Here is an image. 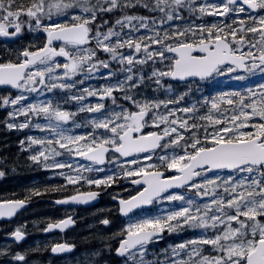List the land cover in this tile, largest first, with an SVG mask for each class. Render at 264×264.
<instances>
[{
  "label": "snow or ice",
  "instance_id": "1",
  "mask_svg": "<svg viewBox=\"0 0 264 264\" xmlns=\"http://www.w3.org/2000/svg\"><path fill=\"white\" fill-rule=\"evenodd\" d=\"M137 5L160 13L159 23L154 17L125 14L106 32L101 31L103 25L97 24L95 35L91 36L90 25L101 18V13L123 12ZM76 9L82 14H76ZM185 11L197 19L204 16L223 19L210 26L190 25L171 31L163 27L167 22L183 20ZM21 16H26L27 21H22ZM53 16H64L67 22L43 23L45 18L52 20ZM25 23L30 32L43 30L47 42L36 50H19L20 58L15 62L0 63V86L20 93L14 97L11 94L0 96V108L13 109L8 113L10 120L4 123L9 130L35 127L49 133L43 138H27L28 149L33 145L40 146L29 159L46 170L68 168L75 171V176L59 173L69 185L84 180L89 185L110 187L116 178H131L128 182L138 186L134 189L135 194L128 198L114 197L118 200L119 213L128 217L115 250L117 256L125 258L124 264L129 260L134 264H151L145 260L147 246L162 239L161 233L165 230L182 231L185 227L201 229L205 233L211 230L212 235L179 243L172 248V259L167 264H264V222L258 219L264 217V82L257 89L249 87L246 92H223L202 102L172 108L168 106L180 105L186 92L167 100L144 102L130 94L131 89L139 87L143 81V77L140 82L134 80V67L149 61L153 64L158 61L164 66L154 70L149 77L155 78L157 85H161L162 77L184 82L189 78L206 80L233 73H243L231 76L236 81H244L245 74L264 76V0H221L220 3H208L207 0L204 3H197V0H95V3L91 0H31L28 5L17 4V0H0V37L17 38ZM107 23V20L103 21V24ZM124 29L128 32L124 33ZM141 29L148 34L132 35ZM90 40H95V49L81 47ZM53 41H62L63 46L57 50L52 46ZM68 45L75 46L78 51L73 54L67 50ZM125 47L134 51L127 54L120 51ZM96 49L108 54V59L99 58ZM56 57H63L67 62L56 63ZM112 62L121 65V72L128 73L123 81L117 79L114 84L82 89L87 97L96 96L100 101L95 105L81 103L79 108L80 112L99 113L91 121L89 133L74 135L71 129L63 127L76 113L61 110L51 100L23 103L28 99L23 95L25 92L42 95L45 90L52 92L54 89L67 90L70 93L68 99L82 102L86 96L72 95L71 89L84 81L73 80V77L85 73L87 78H93L103 68L109 71L100 78L110 81L113 78ZM57 69H63L62 74H57ZM171 89L169 85V91ZM115 91L123 92V99L138 110L130 111L116 105ZM106 98L120 110L103 103ZM161 107L166 109L164 113L160 112ZM203 108L207 112H202ZM18 116L25 120L13 122ZM147 118L151 119L150 126L156 131L144 134L142 130L149 126ZM41 119L46 123H39ZM98 129L104 131L98 132ZM20 143L24 145L25 141ZM61 156L68 159L58 160ZM76 158L90 164L74 165L72 161ZM109 164L120 171L110 170L111 174L96 178L81 175V170L103 172L104 166ZM224 171L229 175L209 178V173ZM166 172L174 175L166 176ZM180 188L194 192L205 202L198 203L182 193L170 191ZM97 195L88 191L56 203H82L94 200ZM164 201H180L182 206L167 211L164 216L134 219L130 215L136 209ZM24 204V200L0 203V218H11ZM70 222L66 219L60 224L49 225L45 231L53 227L63 230ZM102 223L108 225L110 221L104 219ZM11 235L17 242L24 238L20 228ZM202 246H209L211 252L205 254L207 250ZM71 248L59 244L52 251L64 252ZM8 255V252H0L2 257ZM137 255L139 260L135 259ZM10 259L26 264L23 254H12ZM87 264H99V261H88Z\"/></svg>",
  "mask_w": 264,
  "mask_h": 264
},
{
  "label": "trees",
  "instance_id": "2",
  "mask_svg": "<svg viewBox=\"0 0 264 264\" xmlns=\"http://www.w3.org/2000/svg\"><path fill=\"white\" fill-rule=\"evenodd\" d=\"M31 0H17V4L28 5L30 4ZM71 10L70 12H72ZM76 14L80 13L79 9L75 10ZM131 10L120 11L114 10L112 13H101L100 19L94 22L95 26L97 24H101L103 26H107L106 28L102 27V30H107L111 27L116 20L117 15L123 16L125 14H130ZM114 18V19H113ZM22 21H27L26 16H21ZM107 20V24H103V21ZM45 24V19L43 21ZM165 29L171 31L170 27H164ZM176 28V27H175ZM177 28H184V27H177ZM106 32V31H105ZM163 34V33H161ZM183 39V37H181ZM171 43V41H169ZM44 45V37L42 33L38 30L36 31H29L27 23L23 25L22 32L20 37L12 42H0V63L6 62H15L19 57L18 52L21 49L29 48L30 50H36ZM67 49H70L67 46ZM78 50V49H76ZM75 54V53H73ZM77 81L81 80V74L76 76ZM264 82V76H261L259 73L256 75H247V78L244 81H237V84H217V86L221 87L222 90L218 91L214 87L212 90L205 89L204 91L194 90L189 95V101L187 102H195L201 101L204 99H211L213 96H217L223 92L229 91H240L246 92L247 88L251 87L253 89H257L259 84ZM78 88H73L71 93L79 95V91L82 88V85L78 83L76 85ZM178 87V86H177ZM182 91L181 89L175 88L172 91H165L162 88L158 89H151L150 93L147 95H142L141 100L144 102L145 100H167L170 96H178ZM59 92V91H58ZM212 92H216L212 95ZM9 91L0 89V96H7ZM11 93V92H10ZM55 95L52 97V102H57L56 100H60V102L67 103L68 95L65 93L58 95V93H54ZM184 94V93H182ZM57 97V99H56ZM46 97H42L45 99ZM46 100V99H45ZM44 100V101H45ZM127 104V103H125ZM109 108L116 107L115 105H110L106 103ZM68 106L65 105L61 108H67ZM226 107H230L227 106ZM132 111V107L129 108ZM202 112H207L204 108ZM96 117L98 115H95ZM9 119V115L7 111L2 110L0 108V172H3V175L0 176V201L5 200H37V199H56L60 197H65L77 193V190L84 191V187L82 185L70 186L65 185V177L60 176H52V174L60 171H64L65 175H69L68 168L62 170H46L43 166L37 165L33 163L29 156L34 153L40 146L33 145L31 149H28L27 138L29 136L35 138H43L48 136L49 133L42 132L35 127H31L32 131H26V133L21 132L20 130H5L2 128L4 126V121ZM92 117H87L86 114H80L77 116V121L79 123L90 122ZM35 121V118H34ZM41 124L46 123L44 120L38 121ZM201 123H206L201 122ZM87 130L84 129H77L75 132H71L74 135L85 134ZM21 141H25L24 145H21ZM28 149V150H25ZM58 160L63 161L64 159H68L66 156L57 157ZM51 163V161H49ZM99 188V187H95ZM35 192H39V195L34 194ZM38 206V205H37ZM47 207V208H46ZM41 211L33 212L28 216L21 215L20 217H24V221L27 223V226L30 227L32 224H39L43 226L46 223L53 222L56 220L57 217L60 216L58 210H53L52 206L48 205H41ZM111 210V208H110ZM11 225H6L4 223H0V232H7L10 229ZM90 236V235H89ZM88 236V237H89ZM91 238V237H90ZM92 242V241H91ZM162 243H159L157 248V252H160L163 249L161 246ZM151 255H146L145 260H150ZM154 257V256H153Z\"/></svg>",
  "mask_w": 264,
  "mask_h": 264
},
{
  "label": "rangeland",
  "instance_id": "3",
  "mask_svg": "<svg viewBox=\"0 0 264 264\" xmlns=\"http://www.w3.org/2000/svg\"><path fill=\"white\" fill-rule=\"evenodd\" d=\"M92 1H94V2H92ZM92 1H91L92 3H95V0H92ZM204 2H205V0H197V3H204ZM207 2L208 3H220L221 0H207ZM126 9L130 10L131 8L129 7V8H126ZM137 16H139V15H137ZM209 18H212L213 20L218 19V18L220 20L223 19V18H221L219 16H204L201 19H197L195 17L194 20H193L194 25L195 26H199L201 24H206ZM53 21L60 22V23H66L67 22V20L65 19L64 16H53V19L52 20L45 19V25H49V24L53 23ZM159 21H160V19L157 20V24L159 23ZM174 21L175 20H173L171 22H167V23L164 24V26L169 25V27H174ZM199 21H200V23H198ZM91 26H92V29H93V31H92L93 34L91 33V36L92 35L94 36L95 35L96 26H94L93 24ZM9 31H14V29H9ZM39 32L43 33V30H40ZM127 32H128V30L127 29H124V33H127ZM147 34L148 33L144 29H141L139 32L132 33V35H134L135 37H138V36H141V35H147ZM122 35H123V33H122ZM112 39H113V41H115L116 38L113 37ZM89 43H92L93 45L92 46H87L86 48H92V49H95L96 48L95 40H90ZM60 47L61 46H58V47H55L54 46V48H56L57 50H59ZM153 47L155 48L156 46H153ZM67 50L70 51V52H72V53H76L78 51L74 47L73 48H70V49H67ZM96 50H99V49H96ZM120 51H122L125 54H127L129 51H134V49H131L130 50V49H128V48L125 47L124 49H121ZM103 54H106V53L103 52ZM106 55L108 56V54H106ZM140 55H143V53L141 52ZM54 62L63 64V63H66L67 61H65V59L63 57H56V58H54ZM115 66H118V68H116ZM41 67H43V66H41ZM163 67L164 66L162 64H160L158 61L155 64H153L151 61H149L147 64L136 65L134 67V69H133L134 80L137 81V82H140L141 81V78L143 77V81L140 82L139 86L146 85V86H148V87H150L151 89H154V90L155 89H158V88H162L165 91H169V84H166L165 83V81L167 79H169L168 77H162V78H160L161 79V85H157V84L154 83L155 78H151V79L149 78L151 76V73L154 70H160V69H163ZM120 68H121V65L118 64L117 62H112L111 63L110 69L113 72V78L110 81L109 80H106V79L100 78V75L101 74H106L109 71V69H103V68H101L100 69V72L99 73H96L94 75V77L91 78L93 84L90 86V88L96 89V88H100L101 86L106 85V84H109V83H113L114 84L117 79L123 81L124 78H125V76L128 75V73L127 72H121L120 71ZM62 71H63L62 69H57V74H61ZM232 75H234V74H229V75H224V76H214L213 78L210 79L209 83H207L209 85L208 90L209 89L212 90L215 87L216 90L221 91L222 88L219 87V86H217V84H219V83H227V84H231L232 83V84L238 85L236 80L231 79V76ZM81 79L84 81V83H83L84 84V87L83 88H85L86 87V83H87V76L84 73H81ZM73 80H74V77H73ZM172 88H178V87L172 86ZM180 88L182 89V91H180L181 92L180 95H182V93H185V92L187 93V95L185 96L184 101H182L180 105H169L168 106L169 108H172V107H181L184 104H188V105L195 104V102H187V101H189L188 100L189 99V95L194 90H198V91H204L205 90V89L200 88V87H198L196 85H193L191 83L190 84L182 85ZM134 89L135 88L131 89V91L133 92ZM55 91H58V90L55 89ZM65 91H67V90H59V93H61V94L68 93L67 95L69 96L70 93L69 92H65ZM71 91H72V89H71ZM117 92H119V91H115L113 93V95L115 97H118L117 96ZM46 93H53V91L52 92H46ZM212 93H213L212 95H214L216 92H212ZM17 94H20L18 92V90H17L16 95ZM30 94L32 95L34 93H30V92L23 93V95H25L27 97ZM72 95H75V94H72ZM93 97H95V96H92V97H89V98H93ZM28 99H27V101H28ZM110 101H111V104H112V100L111 99H110ZM23 103H26V101H24ZM81 103L83 104L85 102L84 101L79 102V101H76V100L69 99L68 102H67V104L69 105L68 108L67 109H61V110H65V111H69V112H74V113H76V115H78L80 113L79 108L81 106ZM95 104L96 103H93L92 105H95ZM62 105H64V103H62ZM122 107H124V106H122ZM223 107H226V105H223ZM8 108H10L11 111L13 110L11 107H8ZM124 108L129 109L127 107H124ZM116 110L119 111L120 110L119 107H116ZM203 110H204V108L202 109V111ZM205 110L207 111L206 108H205ZM165 111H166V109H164L163 107H161L160 112L161 113H164ZM93 115H95V114H93ZM177 115L178 116H182L183 114L182 113H177ZM75 116L73 117L72 121L69 122V125L73 129L79 128V127H75V125L78 124L75 121ZM87 117H91V116H87ZM94 118H96V117L94 116ZM147 119H148L149 126L144 128L145 134L148 133V132H150V131H156V129H154V128H152L150 126L151 125V119L150 118H147ZM24 120L25 119H23V116H18L15 119V121H13V122H17L18 121V123H19V122H22ZM86 123H89V122H86ZM79 125H80V123H79ZM88 126L91 127L90 130L92 131L91 121L88 124ZM30 129H32V128L23 129L21 131L22 132H24L26 130L30 131ZM97 131L98 132H103L104 130L103 129H100V130L98 129ZM209 131H211V128H209ZM200 135H201V138H203V131L202 130L200 132ZM159 154L160 153L158 152L157 153V156ZM169 154H171V150H170ZM157 156H154L153 159L156 160L157 163H159V161L157 159ZM72 163L75 164V165H89L88 163H86L85 161H83L82 158H76V159H74L72 161ZM92 166L94 168L97 167L95 165H92ZM104 167H105V171H103V172H97V171L87 172V171L81 170V175L83 177H86V178H96V177H104L106 173L111 174V171L110 170H114L117 173L120 171V169L115 168L114 165H111V164L106 165ZM73 172H75V171H73ZM171 174H174V173H171ZM75 175H77L76 172L73 174V176H75ZM208 175H209V178H211L214 175H219L220 177H224V176L229 175V173L226 172V171H224V172H220V173H209ZM120 179H125V178H120ZM200 179H202V178H198V180H200ZM85 184L86 185H89L86 182H85ZM115 184L116 183H112L111 185H115ZM181 193L186 198H193V199H195L198 203H204L205 202L204 200H201L199 197H196L195 196V193L192 192V191H187V190H184L183 191L182 190L181 192H178V194H181ZM205 200H207V198H205ZM181 206H182V202H180V201H173L171 203H169L167 201H164V202H161V203L152 204L151 208L149 210H147L146 212H141L140 214L133 215L132 217L134 219H139V218H152V217H156V216H164V215H166L167 211H169V210H177ZM184 206H186V205H184ZM108 209L109 208L101 207V208L97 209L94 212L95 215H99V213H102V217H101V219L98 222H101L102 223V221L104 219H108V217H107ZM112 209H113V213H115V210H116L115 207L114 208H111V210ZM241 219H243V218L241 217ZM258 219H260L262 222H264V217H259ZM108 220L110 221V223L107 226H104L103 225V227H104L103 230L99 229V231H93L91 233L89 232V235L90 236L87 238V240H89V241H92V239L93 240L96 239L97 240L96 241V243H97L96 248H99V249L102 248V251L105 250V248H110L113 245V243L119 237H121L120 232H121V230L124 227H126V224L128 222V218L127 219H123L122 221L118 222L120 229L118 231H116L114 234L109 235V238H107L108 232H112V230L115 227H118V226H116L117 223L115 224V223H112V221L110 219H108ZM11 227H14L11 232H14L17 228H20L21 231H23L25 229V225H24V223H23L22 220L17 221L15 224L11 225ZM11 227H10V229H11ZM91 227H94V226H91ZM32 228H33V231H36L34 233H38L37 232L39 230L38 226L34 225V226H32ZM82 228H88V226L87 225L86 226L83 225L82 224V221H81V224H80L79 228L77 230H75L72 234H70L69 236H71V238H73L75 236H78V234L81 231L82 232L85 231V229H82ZM108 229H110V230H108ZM165 232H166V236H164L163 239L160 240V241H162L161 242L162 243L161 246H163V249L160 252H157V248L160 247L159 245H157V243H159V241H156L155 243H152L151 246H149V247H155V250L153 251V253L156 254V257L153 259V261H152L151 264H155V262H157V261L163 262V264H167V262L170 259H172V248L175 247L176 245H178L179 243L185 242V241H187L189 239L196 238L198 236L205 235V234H207L209 236L212 235V231L211 230H209L207 233H205L201 229H190V228H187V227H185V229L182 230V231L178 230V231L169 232V231L165 230ZM30 233H32V232H30ZM104 238H105V242L103 243ZM45 240H47V239H45ZM102 243L103 244L106 243V244L103 245ZM2 246H8L10 248L11 247H17L16 245H14L11 242H8V245L7 244L6 245H0V247H2ZM202 247L207 250L205 252V254H208L209 252H211V249L209 248V246H202ZM0 252H5V251L4 250H0ZM98 253H99L98 255L97 254H93V256L90 255L88 257H86V256H84V257H77L76 258V263H78V264H87L88 261H99V264H106L105 261L104 262H101V258H102V255H104V256L110 255L109 252H107V251L100 252L99 251ZM211 254L212 255H215V253H211ZM157 257H159V258H157ZM3 258H5V257L0 256V264H3V263H1V260ZM135 259L136 260H139V256L137 255V257ZM124 260L125 259H123V261H121V262H119L117 264H124ZM9 264H16V262L15 261H11ZM128 264H134V261L129 260L128 261Z\"/></svg>",
  "mask_w": 264,
  "mask_h": 264
},
{
  "label": "flooded vegetation",
  "instance_id": "4",
  "mask_svg": "<svg viewBox=\"0 0 264 264\" xmlns=\"http://www.w3.org/2000/svg\"><path fill=\"white\" fill-rule=\"evenodd\" d=\"M128 179H125L122 182H118L115 185H113L110 188H107L105 190V194L103 195V198H105L107 202V198L111 197L110 190L113 189L115 197H123V198H128L130 194L134 191V187L131 186V184L128 182ZM119 180V179H118ZM127 189V190H126ZM135 194V193H134ZM43 200V201H42ZM49 199H37V200H30L27 202L33 203L31 207H34L35 205H40L42 203H47L45 205H49L51 203H48ZM113 201L115 199H112ZM42 209V208H41ZM41 209L38 210L41 211ZM56 210V209H53ZM83 210V209H82ZM83 212L79 209L71 211L69 214L65 215L62 214L57 220H60L68 215L74 216L76 220V224L74 227V230H71L67 233L64 234H54L51 236H44L42 233H29L26 235V239L22 244H19L17 247H8V246H2L0 247V250H4L5 252L9 253V256L3 258L1 260V263L3 264H9L11 261L10 257L12 254L19 253L23 254L26 256V264H78L76 263V258L77 257H88V256H93V254H97L99 251H107L109 252L110 255H102L101 262H104L106 264H116L119 262V259L114 257V251L116 249H105L102 251V248H89L85 242V240H82L83 237L87 236V232H80L78 236H75L71 238L69 236L72 234L75 230H77L81 224L87 225V217L81 216L79 217ZM81 220V221H80ZM86 229V228H82ZM43 236V237H42ZM65 238L67 239L68 243L72 245V249L68 254H62V255H53L52 254V247L56 244H60L65 241ZM81 238V239H80ZM47 239V240H45ZM81 241V242H80ZM8 240H4V238L0 239V245H8ZM119 243V242H118ZM46 244V245H45ZM28 245V246H27ZM31 245H36V246H31ZM82 245V246H81ZM42 247V248H41ZM42 249V250H41ZM37 253V254H36ZM16 264H24V262H17L15 261Z\"/></svg>",
  "mask_w": 264,
  "mask_h": 264
},
{
  "label": "water",
  "instance_id": "5",
  "mask_svg": "<svg viewBox=\"0 0 264 264\" xmlns=\"http://www.w3.org/2000/svg\"><path fill=\"white\" fill-rule=\"evenodd\" d=\"M46 42H47V38H46ZM56 43H63V42H62V41H53V44H56ZM171 80H172V79H171ZM190 80H199V79H198V78H189V81H190ZM172 81H173V82H182V81H179V80H172ZM184 82H186V81H184ZM3 87H7V86H3ZM8 88H9V87H8ZM134 135H135V134H134ZM134 186H135V185H134ZM135 187H138V186H135ZM180 189H181V188H180ZM180 189H172V190H170V191L173 192V191H177V190H180ZM96 193H97V192H96ZM77 195H78V194H77ZM99 195H100V193H98V195L96 196V198H95L94 200H90V201L82 202V203H74V202L69 201V202H67V203L58 204V203H56L57 200H53V201H49V202L52 203V204H54V205H56V206H58V207H76V208H80V207H90V206H92V205H94L95 203L98 202V197H99ZM68 198H70V197L63 198V199H59V200H68ZM0 203H2V202H0ZM28 206H29V205H28L27 203H25L23 207H21L20 209L17 210V212H16V214H15L14 216H12L11 218H0V221H11V220H13V219L17 216V214H19L20 212H22L23 210H25ZM149 206H150V205H146V206H144V207H142V208H148ZM142 208L136 209L134 212H136V211H138V210H140V209H142ZM120 216H122V215L120 214ZM66 219H70L71 222H70L68 225L63 226V230H61V228L53 227L51 230L44 231V234H50V233H54V232H66V231L72 229V228L75 226V223L73 222V217L65 218V219L59 221V222L56 223V224H60L62 221L66 220ZM56 224H49V225H56ZM49 225H48V226H49ZM48 226L46 227V229L48 228ZM23 235H24V234H23ZM161 236H163V233H161ZM9 239L12 240V241H15V239H14V237H13L12 235L9 237ZM24 240H25V236H24V238H23L21 241H19V242L15 241V242L18 243V244H20V243H22ZM58 245H59V244H58ZM64 245H67V244H64ZM55 246H56V245H55ZM68 246H69V245H68ZM70 251H71V250H70ZM70 251L56 252V253H54V252L52 251V254H54V255H55V254H65V253H69ZM118 257H119V256H118Z\"/></svg>",
  "mask_w": 264,
  "mask_h": 264
},
{
  "label": "bare ground",
  "instance_id": "6",
  "mask_svg": "<svg viewBox=\"0 0 264 264\" xmlns=\"http://www.w3.org/2000/svg\"><path fill=\"white\" fill-rule=\"evenodd\" d=\"M43 201V200H42ZM49 206V205H48ZM50 207V206H49ZM47 208V207H46ZM81 239V238H80ZM81 242V241H80ZM82 246V245H81ZM42 248V247H41ZM42 250V249H41ZM37 254V253H36Z\"/></svg>",
  "mask_w": 264,
  "mask_h": 264
}]
</instances>
